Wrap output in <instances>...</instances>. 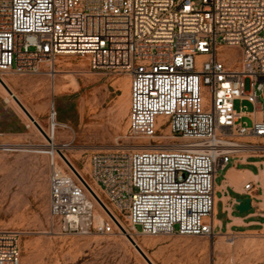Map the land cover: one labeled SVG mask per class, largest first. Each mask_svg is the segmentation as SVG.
<instances>
[{"label": "built area", "instance_id": "1", "mask_svg": "<svg viewBox=\"0 0 264 264\" xmlns=\"http://www.w3.org/2000/svg\"><path fill=\"white\" fill-rule=\"evenodd\" d=\"M221 47L241 51L238 69L218 58ZM65 55L129 76L127 131L148 143L89 154L88 181L75 171L95 200L68 167L67 145L50 140L49 230L211 238L217 175L242 150L264 152L240 141L264 139V0H0V74H55ZM236 100L252 109L238 112ZM20 254V233L0 230V264Z\"/></svg>", "mask_w": 264, "mask_h": 264}, {"label": "rangeland", "instance_id": "2", "mask_svg": "<svg viewBox=\"0 0 264 264\" xmlns=\"http://www.w3.org/2000/svg\"><path fill=\"white\" fill-rule=\"evenodd\" d=\"M217 56L226 67L239 68L238 48L221 47ZM46 70L35 75L9 73L13 80L9 86L46 131L51 125L50 109L54 108L55 122L67 126L56 127L54 142L67 145L65 153L86 181L84 171L91 152L129 150L148 143L129 137L127 131L128 75L96 73L90 69L88 59L78 55L58 57L54 66L58 73ZM52 83L58 88L53 90ZM249 86L250 80L246 79L245 91ZM260 102L264 114V99ZM234 106L238 112L252 109L246 101L236 100ZM157 122L160 125L162 118ZM242 122L250 125L247 118ZM21 126L24 129L20 130ZM43 136L11 100H6L0 87V230L20 233L21 260L27 247L35 264H146L126 237H68L49 230L48 159L36 152L44 149ZM11 146L22 150L11 151ZM134 238L148 255L155 250L149 243L167 239L142 235ZM216 240L200 239L194 245L199 248L196 255L177 257L166 264H264V232Z\"/></svg>", "mask_w": 264, "mask_h": 264}, {"label": "crops", "instance_id": "3", "mask_svg": "<svg viewBox=\"0 0 264 264\" xmlns=\"http://www.w3.org/2000/svg\"><path fill=\"white\" fill-rule=\"evenodd\" d=\"M257 118H264L263 110ZM240 141L264 147V139L244 138ZM246 184H250L248 191L244 190ZM242 199H250V208L239 212L236 209L237 200ZM212 217L214 235L211 238L175 235L149 243L155 249L150 254L153 261L157 264H166L177 257L194 256L199 249L194 245H197L200 239H210L217 243V240L213 241L214 238L227 239L264 232V152L242 150L217 175L214 180Z\"/></svg>", "mask_w": 264, "mask_h": 264}, {"label": "bare ground", "instance_id": "4", "mask_svg": "<svg viewBox=\"0 0 264 264\" xmlns=\"http://www.w3.org/2000/svg\"><path fill=\"white\" fill-rule=\"evenodd\" d=\"M84 57H86V56H84ZM87 58V57H86ZM44 67H46V64L44 65ZM238 69V68H237ZM56 73H58V72H56ZM9 73H5V74H0V79H1V81L8 87V89H10V91L13 93V91L11 90V88H10V86H9V82L10 81H13L12 80V78H10L9 77ZM53 82V81H52ZM52 85V89L53 90H55L56 88H58V86L55 84V83H52L51 84ZM0 87H1V89L3 90V92L5 93V95H6V100L7 101H9V100H11L13 103H14V101L11 99V97L7 94V92L5 91V89L2 87V85L0 84ZM29 87V86H28ZM63 88V87H62ZM61 89V88H60ZM127 89H128V91H129V84H128V86H127ZM54 92V91H53ZM13 95L15 96V94L13 93ZM17 98V97H16ZM18 99V98H17ZM19 100V99H18ZM204 101H205V99H204ZM129 102H130V99H129V95H128V99H126V105H125V109H126V111L127 110H129ZM15 104V103H14ZM22 104V103H21ZM16 105V104H15ZM23 105V104H22ZM24 106V105H23ZM25 107V106H24ZM26 108V107H25ZM19 109V108H18ZM20 110V109H19ZM26 110H27V108H26ZM21 111V110H20ZM28 111V110H27ZM29 112V111H28ZM128 112V111H127ZM33 118H34V116L33 115H31ZM37 122V121H36ZM38 123V122H37ZM39 124V123H38ZM51 125H50V127H49V130L48 131H46V130H44L43 128H42V126L41 125H39L41 128H42V130L44 131V133H45V135H47L49 138L48 139H46V138H44V136H43V138H44V141H45V143L43 144V145H41V146H43L44 147V149H38L36 152L37 153H42V154H45V147L48 145V142H49V144H51L50 143V140L55 144V142H54V133H55V130L57 129L56 127H58V128H66L67 126L66 125H62V124H59V123H57V122H54V123H50ZM52 130H53V136L51 135V132H52ZM40 132V131H39ZM40 134V133H39ZM143 139V138H142ZM5 147V146H4ZM9 147V146H8ZM135 148H141V147H135ZM10 150L11 151H17V150H22V148L21 147H19V146H11L10 147ZM26 151V150H25ZM65 156H66V158L68 159V161H69V164L74 168V170H76L81 176H82V178L84 179V175L82 174V171H80V170H78V169H76L75 168V166L73 165V163H72V161H71V159L68 157V155L65 153ZM85 180V179H84ZM116 235H119V236H122L123 238H125L126 237V235L125 234H112V235H108V236H116ZM121 238V237H120ZM122 238V239H123ZM127 241H128V239H127ZM126 241V242H127ZM133 241L135 242V244L141 249V251L145 254V256L148 258V260L152 263V264H155L154 263V261H153V259H152V257L150 256V255H148L147 254V252L145 251V249L143 248V246L136 240V238H134V236H133ZM129 242V241H128ZM129 244H130V242H129ZM198 244V243H197ZM131 245V244H130ZM132 246V245H131ZM135 250V249H134ZM25 256L24 257H22V260H21V257H20V263L22 262V264H35L34 263V258L32 257V255H31V252L29 251V248H27L26 247V249H25ZM140 256V255H139ZM170 260V259H169ZM165 262V261H164ZM180 264V263H179Z\"/></svg>", "mask_w": 264, "mask_h": 264}, {"label": "water", "instance_id": "5", "mask_svg": "<svg viewBox=\"0 0 264 264\" xmlns=\"http://www.w3.org/2000/svg\"><path fill=\"white\" fill-rule=\"evenodd\" d=\"M0 84L2 85V87L5 89V91L7 92V94L11 97V99L14 101V103L16 104V106L21 110V112L25 115V117L30 121V123L36 127L38 129V131H40L45 137V133L42 130V128L39 126V124L36 122V120L31 116V114L26 110V108L21 104V102L16 98V96L13 95V93L10 91V89H8V87L1 81L0 79ZM47 138V137H46ZM68 167L76 174V171L74 170V168L66 161ZM77 175V174H76ZM78 176V175H77ZM78 178L80 179V181L84 184V186L87 188V190L90 192V194L93 196V198L95 200L96 196L93 194V192L88 188V186L84 183V181L78 176ZM99 202V201H98ZM237 207L236 209L239 212H244L247 211L250 208V199H242V200H237ZM126 238L128 239V241L130 242V244L132 245V247L135 249V251L141 256V258L145 261L146 264H152L148 258L145 256V254L141 251V249L135 244V242L128 236L126 235Z\"/></svg>", "mask_w": 264, "mask_h": 264}, {"label": "trees", "instance_id": "6", "mask_svg": "<svg viewBox=\"0 0 264 264\" xmlns=\"http://www.w3.org/2000/svg\"><path fill=\"white\" fill-rule=\"evenodd\" d=\"M17 122H20V121L17 120ZM22 129H24V126H21L20 130H22Z\"/></svg>", "mask_w": 264, "mask_h": 264}]
</instances>
